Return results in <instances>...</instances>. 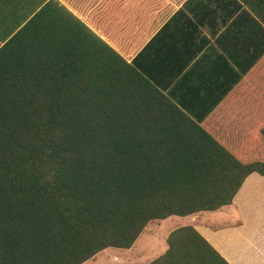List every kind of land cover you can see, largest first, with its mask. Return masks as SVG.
Segmentation results:
<instances>
[{
  "label": "trees",
  "instance_id": "obj_1",
  "mask_svg": "<svg viewBox=\"0 0 264 264\" xmlns=\"http://www.w3.org/2000/svg\"><path fill=\"white\" fill-rule=\"evenodd\" d=\"M55 1L0 51V264H85L230 207L264 130L225 147Z\"/></svg>",
  "mask_w": 264,
  "mask_h": 264
},
{
  "label": "crops",
  "instance_id": "obj_2",
  "mask_svg": "<svg viewBox=\"0 0 264 264\" xmlns=\"http://www.w3.org/2000/svg\"><path fill=\"white\" fill-rule=\"evenodd\" d=\"M50 1L225 147H258L264 0H0V51ZM107 255L106 264H264V176H247L230 207L151 223L131 249Z\"/></svg>",
  "mask_w": 264,
  "mask_h": 264
},
{
  "label": "rangeland",
  "instance_id": "obj_3",
  "mask_svg": "<svg viewBox=\"0 0 264 264\" xmlns=\"http://www.w3.org/2000/svg\"><path fill=\"white\" fill-rule=\"evenodd\" d=\"M178 219V218H177ZM115 249H107L101 253H99L95 258H93L92 260L86 262L85 264H106V259L105 256H109L112 251H114Z\"/></svg>",
  "mask_w": 264,
  "mask_h": 264
}]
</instances>
